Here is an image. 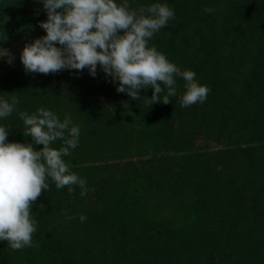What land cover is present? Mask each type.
<instances>
[{"label": "trees", "instance_id": "obj_1", "mask_svg": "<svg viewBox=\"0 0 264 264\" xmlns=\"http://www.w3.org/2000/svg\"><path fill=\"white\" fill-rule=\"evenodd\" d=\"M128 2L174 10L149 46L195 72L207 98L182 108L177 78L171 103L148 108L118 93L99 65L94 78L87 69L26 74L20 59L0 60V99L19 100L0 118L6 142H31L19 111L69 117L80 136L63 159L88 188L81 196L73 185L70 196L49 179L32 208L33 246L0 241V264H264V0ZM46 20L41 0H0V41L24 34L27 21L43 37ZM162 149L175 154L147 158Z\"/></svg>", "mask_w": 264, "mask_h": 264}, {"label": "clouds", "instance_id": "obj_2", "mask_svg": "<svg viewBox=\"0 0 264 264\" xmlns=\"http://www.w3.org/2000/svg\"><path fill=\"white\" fill-rule=\"evenodd\" d=\"M47 20L39 27L46 35L25 44L20 55L25 73L48 75L63 70L97 76L99 65L112 83L119 82L116 91L132 100H144L145 106L171 103L177 94V78L185 81V92L180 99L182 108L205 102L210 89L199 84L196 73L182 71L167 57L149 46L154 34L166 27L175 17L167 4L154 3L147 7L131 8L128 0H41ZM212 13L214 9L206 8ZM7 17L4 18L5 22ZM123 33V34H121ZM56 45H59L56 46ZM0 57L13 64L15 57L0 48ZM152 89V96L141 97V89ZM19 100L0 99V118H7ZM25 125L24 136L31 142H6L9 127L0 126V241H7L12 250L33 246L37 221L33 218V204L51 179L55 187H68L74 195L73 185L88 193L87 181L69 171L63 157L71 155L79 143L80 128L71 126V119L61 120L51 110L41 107L32 114L19 111ZM62 141L59 149L52 147ZM37 145H42L36 150ZM73 219V217H68ZM81 222L86 217L81 214Z\"/></svg>", "mask_w": 264, "mask_h": 264}, {"label": "rangeland", "instance_id": "obj_3", "mask_svg": "<svg viewBox=\"0 0 264 264\" xmlns=\"http://www.w3.org/2000/svg\"><path fill=\"white\" fill-rule=\"evenodd\" d=\"M28 30L24 34H19L17 38L10 40V41H0V48L8 49L13 56L15 57V60L20 59L21 52L23 50V47L25 44H30L32 43L35 39L40 38L39 33L36 30L35 26L27 21L26 22ZM0 60H5L6 58L0 57ZM14 60V61H15ZM210 147H215L214 144H209ZM198 148L194 149L193 151H197ZM192 150H189L188 152H191ZM175 152L167 150V149H162L161 151H151V153L147 156V158L151 159H160L165 156L173 155ZM129 159L136 160L137 157L133 158H125V159H119V160H110L112 162H123L127 161Z\"/></svg>", "mask_w": 264, "mask_h": 264}]
</instances>
